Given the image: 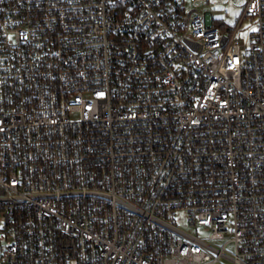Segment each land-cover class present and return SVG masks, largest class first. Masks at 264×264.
I'll use <instances>...</instances> for the list:
<instances>
[{
	"label": "built area",
	"instance_id": "2783aa9c",
	"mask_svg": "<svg viewBox=\"0 0 264 264\" xmlns=\"http://www.w3.org/2000/svg\"><path fill=\"white\" fill-rule=\"evenodd\" d=\"M213 1L0 0V264H264V0Z\"/></svg>",
	"mask_w": 264,
	"mask_h": 264
},
{
	"label": "rangeland",
	"instance_id": "374dc122",
	"mask_svg": "<svg viewBox=\"0 0 264 264\" xmlns=\"http://www.w3.org/2000/svg\"><path fill=\"white\" fill-rule=\"evenodd\" d=\"M243 2V0H214L211 6L217 20H220L228 27H233L236 25L238 20L237 18L242 11L244 5ZM248 28L249 24L245 25L244 34L241 36V42L243 43L247 41L246 31H248ZM180 225L185 227L184 223H180Z\"/></svg>",
	"mask_w": 264,
	"mask_h": 264
}]
</instances>
